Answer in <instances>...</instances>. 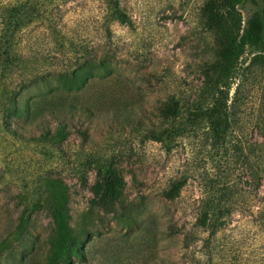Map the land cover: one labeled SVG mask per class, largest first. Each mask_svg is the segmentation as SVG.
I'll list each match as a JSON object with an SVG mask.
<instances>
[{
  "label": "rangeland",
  "instance_id": "1",
  "mask_svg": "<svg viewBox=\"0 0 264 264\" xmlns=\"http://www.w3.org/2000/svg\"><path fill=\"white\" fill-rule=\"evenodd\" d=\"M205 1L118 0L125 25L108 22L100 0H68L51 9L54 33L38 23L17 33L20 61L0 73V264H42L49 252L54 226L42 205L43 180L65 193L83 253L72 264H264V186L249 184L242 158L230 147L212 150L201 131L178 138L169 153L147 137L163 124L159 110L172 96L200 85L196 66L213 42L199 19ZM238 10L245 21L255 7L244 2ZM250 58L249 51L241 56V70ZM87 64L97 69L83 89L58 91L52 77ZM9 92L19 93L18 117L7 112ZM238 97L230 146L264 143L262 76L249 74ZM65 102L72 108H59ZM60 125L64 137L48 143L42 135ZM85 158L109 161L124 210L101 206L100 169H79ZM181 175L185 184L164 198ZM209 178L227 182L230 196L223 226L207 240L195 219ZM24 209L29 217L19 232Z\"/></svg>",
  "mask_w": 264,
  "mask_h": 264
},
{
  "label": "trees",
  "instance_id": "2",
  "mask_svg": "<svg viewBox=\"0 0 264 264\" xmlns=\"http://www.w3.org/2000/svg\"><path fill=\"white\" fill-rule=\"evenodd\" d=\"M67 1L12 0L0 8V73L9 72L11 66L17 65L20 61L14 48L17 33L33 23L42 24L48 32L54 33L51 9H57ZM100 2L108 22L130 24L120 9L118 0H100ZM244 2L255 7L245 21L242 20L238 10V6ZM199 19L203 32L213 41L209 58L196 66L201 78L200 85L188 96H172L171 101L159 110L163 124L155 131H149L147 137L159 143L164 151L169 153L178 138L201 131L212 150L217 152L230 147L242 158L247 167L249 184L256 190L264 186V143L235 141L230 146L233 129L231 109L239 98L243 81L249 74L259 73L264 80V0H206L199 10ZM246 51L250 52L251 58L247 66L241 70L240 58ZM96 69L92 64H87L66 75L52 78L57 84L58 91L66 94L76 93L88 84ZM43 80L45 79H40ZM232 87L233 93L230 97ZM18 95L19 93L14 92L8 94L7 112H10L12 117H18L20 113ZM59 108L71 109L72 106L65 102ZM46 109L45 111H49L52 108ZM25 112L28 114V107L25 108ZM50 115H55V111ZM42 136L49 141L48 143L54 145L55 138L56 141H60L64 137L63 126L60 125L54 135L47 131ZM30 141L34 142L36 139L31 138ZM77 164L79 169L91 165L100 169L102 189L98 201L102 207L110 208L117 203L116 206L124 210V205L119 200L120 193L115 187L120 185L110 168L109 161L85 158ZM185 181L186 176L181 175L163 192L164 198L171 199ZM216 183L209 178L204 186H201L202 197L195 219V226L207 234V240L223 226L228 212L227 200L230 196V187L227 182L220 185ZM43 186L42 205L51 217L54 234L51 248L42 264H72L71 258L82 259L83 253L79 248L80 244L75 242L71 235L65 193L60 184L54 180H45V183L43 180ZM40 207L41 203L32 205L33 209ZM28 217L29 214L24 209L17 224L19 232L24 230ZM125 221L129 224L131 217L126 218Z\"/></svg>",
  "mask_w": 264,
  "mask_h": 264
}]
</instances>
